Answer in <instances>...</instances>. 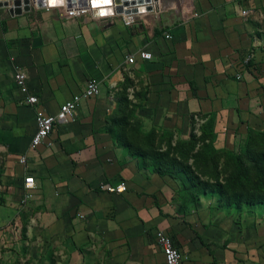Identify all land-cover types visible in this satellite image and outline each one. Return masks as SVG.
Wrapping results in <instances>:
<instances>
[{"label": "crops", "instance_id": "0c3cea01", "mask_svg": "<svg viewBox=\"0 0 264 264\" xmlns=\"http://www.w3.org/2000/svg\"><path fill=\"white\" fill-rule=\"evenodd\" d=\"M140 49L152 58L127 63ZM248 53L259 74L237 79ZM15 65L38 98L33 106L21 102ZM89 79L99 93L31 148L35 110L56 114ZM122 90L136 130L171 132L174 144L189 138L192 115L197 132L203 116H214L213 146L237 149L248 130H264V0H161L158 13L129 26L119 17L0 8V264H164L157 229L173 238L183 264H263L264 206L236 213L210 193L182 200L175 179L110 133ZM25 176L34 178L33 196L20 204ZM101 181L127 189L105 192Z\"/></svg>", "mask_w": 264, "mask_h": 264}, {"label": "trees", "instance_id": "16d2710c", "mask_svg": "<svg viewBox=\"0 0 264 264\" xmlns=\"http://www.w3.org/2000/svg\"><path fill=\"white\" fill-rule=\"evenodd\" d=\"M244 71L259 74L252 60L245 65L239 62L237 72ZM118 101V114L113 121L118 128L110 130L113 138L129 155L140 157L144 165L175 179L182 200L210 193L218 208L240 212L243 207L264 206V130H248L235 150L216 149L214 116H203L197 133V120L192 115L189 138L172 144L171 132H163L158 138L154 129L146 133L135 129V118L130 114L132 109H126L129 101L123 90Z\"/></svg>", "mask_w": 264, "mask_h": 264}, {"label": "built area", "instance_id": "2783aa9c", "mask_svg": "<svg viewBox=\"0 0 264 264\" xmlns=\"http://www.w3.org/2000/svg\"><path fill=\"white\" fill-rule=\"evenodd\" d=\"M18 1V3H16ZM1 3L6 2V5L0 6L1 9H4L10 15L23 14L32 9L45 8L49 9H57L61 15H64L68 18L78 17L86 14H90L93 18H113L119 17L121 18L122 23L125 26H129L133 24L137 19L142 18L145 14L149 12L158 13L161 8V0H150V4L152 6L151 10L137 11V12H129V13H114L111 15L105 16H93L91 14L92 7L89 5H78L76 3L73 7H66L63 3L61 5H45L39 7L37 5V0H27L25 3L24 0H0ZM25 5L28 9H25ZM158 8V9H157ZM241 15L245 16L248 14V10H241ZM193 15H196L194 13ZM170 34H165V38H170ZM140 58L142 60H149L152 58V54L148 50L140 49L137 50L133 54H129L126 58L127 63H134L136 58ZM252 58V53H248L242 59V64H247ZM235 77L237 79H241L242 75L240 72H236ZM13 80L15 85L18 87L23 97L21 102L26 103L28 105H35L38 101L37 96L34 93H31L27 86V75L24 71L21 70L20 66L15 65ZM99 93V86L95 79L87 80V84L85 89L81 93H76L71 96L70 99L63 102L57 113L54 115H50L45 113L41 109L35 110V123H36V131L31 138L30 147L35 148L39 144L43 142V140L49 135L54 125L57 123H63L73 118L74 112L82 98L96 96ZM20 163H25V156L22 155L19 157ZM23 195L20 199V204H26L33 196L32 190L34 188V178L33 176H25L23 179ZM98 188L105 192H124L127 189V184L124 181H119L116 184H110L105 181H101L98 184ZM83 215H80L82 217ZM155 241L157 246L160 248L164 258V264H183L184 256L177 248L173 238L165 233L163 230L157 229L155 231Z\"/></svg>", "mask_w": 264, "mask_h": 264}, {"label": "water", "instance_id": "95a60500", "mask_svg": "<svg viewBox=\"0 0 264 264\" xmlns=\"http://www.w3.org/2000/svg\"><path fill=\"white\" fill-rule=\"evenodd\" d=\"M26 3L27 0H24ZM18 3V1H16ZM65 4L66 7H73L76 3L80 5H89L92 7L91 14L93 16H105L114 13H129L144 10H151L152 6L150 0H37L39 7L49 5ZM6 5V2L1 3L0 6ZM25 9L28 7L25 5Z\"/></svg>", "mask_w": 264, "mask_h": 264}, {"label": "rangeland", "instance_id": "374dc122", "mask_svg": "<svg viewBox=\"0 0 264 264\" xmlns=\"http://www.w3.org/2000/svg\"><path fill=\"white\" fill-rule=\"evenodd\" d=\"M198 133V132H197ZM236 213H238V211L236 210ZM263 253H264V247H263ZM264 255V254H263ZM264 258V257H263ZM10 264V263H9Z\"/></svg>", "mask_w": 264, "mask_h": 264}]
</instances>
